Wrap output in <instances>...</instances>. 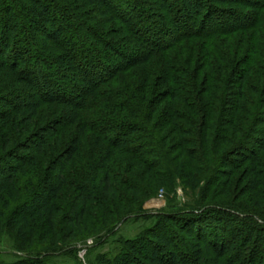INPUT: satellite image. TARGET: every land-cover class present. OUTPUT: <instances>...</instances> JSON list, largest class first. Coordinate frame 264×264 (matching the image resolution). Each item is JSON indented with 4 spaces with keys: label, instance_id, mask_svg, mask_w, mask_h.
Masks as SVG:
<instances>
[{
    "label": "trees",
    "instance_id": "16d2710c",
    "mask_svg": "<svg viewBox=\"0 0 264 264\" xmlns=\"http://www.w3.org/2000/svg\"><path fill=\"white\" fill-rule=\"evenodd\" d=\"M73 1L0 0V237L22 254L0 264L76 254L94 210L124 219L174 179L201 203L93 264H264V0H147L165 26L141 0Z\"/></svg>",
    "mask_w": 264,
    "mask_h": 264
},
{
    "label": "rangeland",
    "instance_id": "374dc122",
    "mask_svg": "<svg viewBox=\"0 0 264 264\" xmlns=\"http://www.w3.org/2000/svg\"><path fill=\"white\" fill-rule=\"evenodd\" d=\"M73 1V0H72ZM146 6L148 14L151 15L154 21L160 26H165L166 13L163 10L157 8L156 5L150 6L151 3H147V0H141ZM76 4L82 3V1H73ZM244 4V3H243ZM150 7V8H149ZM236 12L254 14V12L244 9V7L235 6ZM66 13V12H65ZM68 16L71 17V12H68ZM56 18L59 15L55 14ZM25 20L23 23L22 20ZM19 30H24L26 36H23L24 44L29 43L28 48L29 54L35 55L37 52L43 36L38 35V39L35 37L33 30H30V26L27 22L25 15L20 17ZM31 36L33 39L31 40ZM77 42V41H76ZM82 44V43H81ZM80 45V44H78ZM27 51V50H26ZM94 53V52H93ZM29 62H33L34 59L29 57ZM239 175V173L237 174ZM26 178H30V174H25ZM73 192L70 194L65 193L62 197L61 206L63 214L59 217L58 230L61 234L65 231L68 232L69 228L66 227V220L64 217L70 215V206L74 205ZM202 192L200 190L192 191L185 189L182 183L178 179H174L173 183L167 188H163L159 193L147 201L142 202L137 212L131 213L124 219H118L115 221L112 218H102V212L100 210H94L92 216L87 220L91 226L82 228L79 231L76 240H73L69 244V248L77 249V253L72 255L63 254L66 247L61 246L57 249L54 254L48 258V264H93L99 257H106L108 259L114 258L118 255L123 248V245L127 240L138 238L142 234H146L149 229H153L156 225L155 217L158 214H176L183 211H188L191 208H195L201 203ZM130 205V204H129ZM138 204L137 206H139ZM128 206V205H127ZM130 205L129 207L132 208ZM137 208V207H136ZM148 216V218H144ZM106 220V221H105ZM86 221V222H87ZM106 222V223H105ZM218 226V225H217ZM215 225L210 228L212 233L215 232ZM219 227V226H218ZM243 227L237 226V229ZM211 235V234H210ZM229 239V235L226 236ZM186 242L184 239H179L178 244L185 249ZM20 243L12 235H3L0 237V252H2V259L8 263L18 261L22 254L20 253ZM62 252V253H61ZM52 254V253H51ZM262 254L264 251L262 249Z\"/></svg>",
    "mask_w": 264,
    "mask_h": 264
}]
</instances>
